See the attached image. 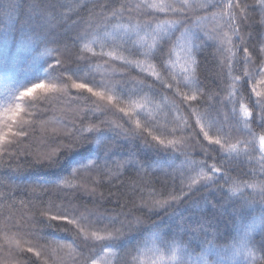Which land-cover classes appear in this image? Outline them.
Wrapping results in <instances>:
<instances>
[{
  "label": "trees",
  "instance_id": "obj_1",
  "mask_svg": "<svg viewBox=\"0 0 264 264\" xmlns=\"http://www.w3.org/2000/svg\"><path fill=\"white\" fill-rule=\"evenodd\" d=\"M183 3L0 0V264H192L210 247L231 255L252 224V255L235 257V264L264 257V127L244 77L245 67L255 72L264 61V12L256 0H239L235 9L227 0H187L182 13L149 7ZM176 20L180 30L170 28L149 50L158 25ZM185 29L190 39L182 37ZM189 47L195 64L186 60ZM185 77L199 89L197 101L181 103L176 85L189 92ZM73 80L116 99L76 89ZM51 84L58 90L45 91ZM34 85L43 87L25 94ZM256 87L264 92V84ZM193 109L223 149L204 137ZM21 131L26 135H16ZM153 136L184 137L191 146L182 152L183 144L163 146ZM213 164L222 171L214 173ZM201 171L212 179H200ZM65 177L73 188L53 187ZM60 208H76L77 215L87 208L84 232L116 238L95 241L67 221H50ZM29 246L42 255L27 252Z\"/></svg>",
  "mask_w": 264,
  "mask_h": 264
},
{
  "label": "snow or ice",
  "instance_id": "obj_2",
  "mask_svg": "<svg viewBox=\"0 0 264 264\" xmlns=\"http://www.w3.org/2000/svg\"><path fill=\"white\" fill-rule=\"evenodd\" d=\"M187 3V0H184V3L179 5L178 7H174L173 5L169 4L167 6L165 5H149V7L151 8H159L160 11H165L167 10H171L173 13H177V12H184V5ZM256 3L259 4L260 9L262 12H264V0H256ZM199 7H205V5H198ZM223 6V5H221ZM227 7L229 9H235L238 7H241L239 0H227ZM243 7L247 8L248 5H244ZM45 10H41V14L44 13ZM215 15L213 14V19H215ZM246 18V17H245ZM229 19L230 20H235V17L232 16L231 12H229ZM164 25L166 26H162V25H158V31H156L154 34H152V44L148 46L149 50H151L152 48H155L157 46V42L160 40H163L165 36H169V30L172 27H175L177 31L180 30V27H182V22L179 20L176 21H165ZM233 28H236V25L233 24ZM238 34V33H237ZM182 37L184 39H190L191 38V34H189L187 32V29H185V31L183 33H181ZM171 38V37H169ZM87 47V46H86ZM91 50V49H89ZM159 52L161 54V56H163V52H164V48L163 46H161L159 48ZM192 48H186L185 49V57L186 60L190 61L191 64H195L196 60L192 55ZM149 53L146 52L145 55L147 56ZM243 60L245 65H249L252 63V53L249 51V48L247 46H245L243 48ZM108 55H112V53H108ZM169 57L171 56V52L168 53ZM57 63H60V61H57ZM162 67H165V65H163L162 63ZM187 71V69H185ZM195 71V69H193V72ZM153 75H155V72H153ZM256 76H259L260 79L259 81H256ZM244 77L247 78V82L248 84L251 85V91L252 93L255 95V100L254 103L252 105L253 108H257L259 109V121H260V126L264 127V92H260L257 90L256 84H264V61L261 62L260 66L258 67V69L255 72H250L248 70L247 67L244 68ZM69 79H71V76L69 77ZM236 81H239L241 78L240 77H236L235 78ZM185 80V84L184 86H187L190 88L189 92H181V85L177 84L176 85V91L177 93H179L182 96V101L181 103L185 102V101H197L198 100V92L199 89L193 87L192 82L188 79V77L184 78ZM173 85L169 84L168 87L171 88ZM35 87H43V85H34L33 88H29L26 90L25 94H30L33 92ZM72 87L76 88V89H80V90H86L88 93H92V95H94L95 97H98L101 100H108V101H113L114 99H116L115 96L109 94L106 91L103 90H96L93 87L89 86L88 83H77L76 81L73 80L72 82ZM58 90V85L56 84H51L45 87V91H56ZM202 95V93H201ZM133 108H138V107H142V105L139 104H134L132 106ZM189 107H191V105H189ZM242 110H243V115L244 117H251L252 116V112L249 111L248 108H244L242 106ZM121 112H125L126 110L124 108L120 109ZM127 114V113H126ZM193 115H196L197 119H196V123L198 125H200V130L201 132H203V135L206 139H209L210 141H212L215 144L221 145V148L223 149V145L221 144V141L219 139L216 140H212V137L209 136V132L205 130V126L201 123V115L199 113H197L195 111V109H193ZM248 121H245V125H248ZM137 127H139V121H137ZM211 127V126H210ZM94 129H88V131H93ZM98 130V129H97ZM176 129H173V132H175ZM250 134H251V130H249ZM4 135L5 134H0V143L3 142L4 140ZM16 135H20V136H24L26 135V132L21 131L19 133H17ZM154 140H157L158 143L160 145L163 146H175L177 144H183V148L181 149L182 152H186V150L191 146V144L187 141L186 138L181 137L178 140H167L165 141L164 139H161L159 136H153ZM260 145L261 148L264 149V136L260 137ZM69 150L71 149V145L68 146ZM231 148L234 150L235 149V145H232ZM52 155L54 154H50L47 158L48 159H52ZM54 161V160H53ZM196 163L195 161H189V165L191 166V164ZM87 167V166H86ZM212 171L215 172H220L222 171V169L220 167H217L215 164H213L211 166ZM262 170H264V165H262ZM79 171V169H73L72 173L73 176H75V174ZM200 179H207V180H211L212 177L209 176L207 173L201 171L200 173ZM197 183V179H192L191 184L189 185V188H191L192 185ZM236 182L233 181V184H235ZM60 185H64L68 188H73L74 184H73V180L70 178H63L61 181H59L56 185H54L53 187H59ZM248 187H256L257 185L254 184H249L247 185ZM260 189H261V197H262V202H264V181H262L259 185ZM235 190V189H234ZM173 199H176V197H173ZM156 204H161V203H167V201H156ZM78 212V210L76 208H68V209H63L60 208L56 211L55 214L51 215L49 217L50 221H67L68 224L74 225L77 229V235H79L80 233H84V235L88 238H91L95 241H102L105 239L111 240L116 238L112 233H108L107 236H102L99 234V232L97 231H91V232H84V229L82 227L83 224L88 223L89 225L91 224V216L92 213L85 208L84 212H80L78 215L76 214ZM44 215H47V211H45L43 213ZM260 224L262 226H264V219H262L260 221ZM46 226L49 227H54L55 225L49 223ZM256 228L255 224L252 225H247L245 227L243 236L236 242V244L233 245V250L231 251V255H229V251L228 249H218L215 247H210L209 249H207L206 251L199 253L192 261V264H235V257L241 255V254H247L249 256L252 255L251 250L249 249V243H250V236H251V232L254 231ZM262 231H264V227L261 228ZM120 235H122V233H119ZM37 240L40 239V237H36ZM36 247H40L39 245H37ZM36 247L34 246H29L27 247V252H35V255L37 257H40L42 255V251H36ZM107 251V249H105ZM180 251V249L177 246H174L172 249V259L177 262L178 256H177V252ZM91 264H98V261L95 259L91 260ZM257 264H264V257H262L259 261H257Z\"/></svg>",
  "mask_w": 264,
  "mask_h": 264
},
{
  "label": "rangeland",
  "instance_id": "obj_3",
  "mask_svg": "<svg viewBox=\"0 0 264 264\" xmlns=\"http://www.w3.org/2000/svg\"><path fill=\"white\" fill-rule=\"evenodd\" d=\"M176 57H177V61L180 62V64L184 63V56L180 54V52L179 55H177Z\"/></svg>",
  "mask_w": 264,
  "mask_h": 264
}]
</instances>
